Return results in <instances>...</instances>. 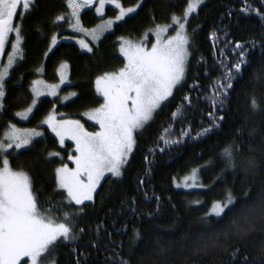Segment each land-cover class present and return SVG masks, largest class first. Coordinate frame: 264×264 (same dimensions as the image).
I'll return each mask as SVG.
<instances>
[{"label": "trees", "instance_id": "1", "mask_svg": "<svg viewBox=\"0 0 264 264\" xmlns=\"http://www.w3.org/2000/svg\"><path fill=\"white\" fill-rule=\"evenodd\" d=\"M120 2L140 7L116 22L92 44L90 52L67 40L49 50L54 34L70 33L68 21L57 20L66 17L67 0H35L27 15H16L22 23L24 58L18 59L6 78L0 139L10 124L41 129L43 136L33 139L30 146L9 150L10 165L29 175L40 210L55 209L50 214L58 222L68 212L79 236L67 244L61 241L48 257L55 264H115L118 259L129 264H245V258L246 264H264V0H204L186 25L191 55L184 82L135 134L122 175L105 176L93 199L83 205L69 203L58 187L56 167L69 162L73 143L65 140L61 145L42 124L44 117L53 107L58 116L82 117L100 106L103 98L97 94L95 79L124 64L119 38L137 39L157 25L170 23L173 15L183 14L188 0ZM246 5L249 10L242 11ZM114 12L108 7L106 14ZM80 16L87 27L99 20L91 8ZM213 34L218 38L210 39ZM237 42L246 46L247 64L235 74L223 104H217L214 115L219 126L215 127L208 115L212 106L205 97L213 95L214 82L222 81L224 72L238 61ZM62 61L68 64L69 83L61 90H73L76 95L66 101L42 96L29 119H19L16 113L32 101V80L40 74L46 81H56ZM253 96L260 105L256 111L250 106ZM182 103L184 118L173 120L172 113ZM170 125L169 138L181 142L165 145L159 137L169 135L164 129ZM202 127L212 130L197 137ZM182 131L191 135L181 137ZM233 142L238 146L234 169L226 168L221 159L223 148ZM57 152L59 156L49 155ZM250 160L254 168L249 167ZM192 169L199 170L200 186L177 187L179 178ZM229 192L235 203L220 217L210 214L212 204L224 202Z\"/></svg>", "mask_w": 264, "mask_h": 264}, {"label": "snow or ice", "instance_id": "2", "mask_svg": "<svg viewBox=\"0 0 264 264\" xmlns=\"http://www.w3.org/2000/svg\"><path fill=\"white\" fill-rule=\"evenodd\" d=\"M203 2L204 0H188L183 19L187 20L189 14L196 12ZM34 3L35 0H0V54L4 52L9 34H15V40L11 45L12 51L8 54V62L0 68V99L5 97L9 69L14 67L18 59L24 58L21 47L22 23L14 24L13 18L19 5H23L24 11L20 13L23 18ZM67 4L71 9L70 26L74 31L85 32L80 19L81 9L94 6L93 0H67ZM106 4L114 5L119 10V14L115 17V21L103 20L95 29L87 32L93 41L98 40L100 35L111 30L116 22L123 21L140 7L138 4L136 7L125 8L120 0H99V4L95 5L97 15H103ZM247 10L249 8L246 5L242 11ZM60 19L63 17H57V20ZM72 20L75 22L72 23ZM180 20L181 17L172 16L173 25H178L176 35L166 40L161 39V35L172 25H157L155 29L157 40L150 49L146 48L142 42L133 43L121 38L120 52L125 57L126 63L116 72H106L97 77L96 91L103 97V103L98 108L85 113L89 120L99 125L98 131H86L79 120H58L54 113H49L42 121L55 134L61 145L66 138L75 143V154L68 155V160L72 161L75 167L69 168L67 164H62L56 169L57 185L67 192L69 203L83 205L85 201H91L105 173H111L114 177L122 175V168L127 163L129 154L133 152L136 143L135 134L154 119L157 111L169 97L173 96L174 90L184 82L186 64L191 53L190 39L185 31L186 26ZM217 38L214 34L210 36L213 40ZM77 42L82 48L92 51L83 40ZM52 43H56L55 37ZM245 47L238 42L235 44V49L240 50L238 61L224 72L222 81L214 82L213 95L205 97L212 106V111L208 113L212 126H219L216 124L214 115L217 104H223V97L227 95V90L233 87L235 74L241 73L242 65L247 64ZM66 68V64L61 65V69ZM65 79L64 72L61 71V83ZM40 83L43 82H34V84ZM57 88L58 85L49 86L46 95L56 96ZM33 92L36 95H45L38 92L36 88ZM75 95V93L70 94V96ZM70 96L60 99L66 101L70 99ZM183 99L189 106L191 105L188 96ZM37 103L38 101L33 99L32 106L16 115L23 120L29 119V113L33 111ZM250 106L253 111L259 110L260 105L254 96L251 98ZM184 116L185 109L182 103L172 113V118L180 120ZM219 119L224 118L221 116ZM211 130V127H202L197 137ZM171 132L170 125L169 128L164 129V133L169 135L162 134L159 140L165 145L180 143V140L169 138ZM189 135H191L190 131L180 133L181 137ZM41 136H43L41 131L18 129L15 125H9L4 138L0 139V264H42L43 258L50 254L61 241L67 244L79 239L71 223L74 218L68 212H64L62 219L58 222V218L50 214L55 209L50 208L42 212L38 198L32 191L33 186L29 175L23 171H14L10 166L9 150L13 146L15 149H24L32 144L34 137ZM236 150L238 146L235 142L223 148L221 159L226 168H235L233 161ZM49 155L59 156L60 154L57 152ZM145 159L147 160V157ZM248 164L252 168L256 166L252 160ZM198 171L193 169L192 175L185 178V186H197ZM189 179L192 181L191 185L187 184ZM177 187L180 185L177 184ZM234 203L235 200L229 192L225 202H214V215L220 217L225 209ZM157 207L159 208V205ZM83 231V229L80 230L81 233ZM136 236L139 237L138 232ZM246 260L247 258H245V264ZM52 264H55V260ZM77 264L80 262L78 261ZM115 264H129V262L118 259Z\"/></svg>", "mask_w": 264, "mask_h": 264}, {"label": "rangeland", "instance_id": "3", "mask_svg": "<svg viewBox=\"0 0 264 264\" xmlns=\"http://www.w3.org/2000/svg\"><path fill=\"white\" fill-rule=\"evenodd\" d=\"M93 4H94V6L89 7V8L93 9L94 12H95V14L97 15L95 5H98V4H99V0L94 1ZM138 4H139V3L133 4V5H129V6H124V5H123V6H124L125 8H128V7H136ZM108 7L113 8V9L115 10V12H114L113 15H107V14H106V13H107V10H108ZM186 8H187V7H186ZM85 9H88V8L81 9V12H82L83 10H85ZM17 10H18V11H17L16 15H17L18 13H22V12L24 11V9H23V5H22V4L19 5ZM185 10H186V9H185ZM184 12H185V11H184ZM184 12H183L182 15L177 16V17H181L180 22H181V23H184L185 26H186V25H187V21H188V19L190 18V16H191L193 13H190L188 19H187V20H184V19H183ZM194 13H195V12H194ZM118 14H119V10L116 9V8L114 7V5L106 4V5H105V10H104L103 15H102V16L97 15L98 18H99V20L97 21V23H96L94 26L87 27V26L83 25V23H82V19H81V16H80L82 27H83L86 31H85V32H78V31H74V30L72 29V27L70 26L69 21L71 20V9L68 7V12L66 13V17L63 16V15H61V16L63 17V19H60L59 21L62 22L64 19H66V20L68 21V24H67V26H66V29H67L70 33H69V34H62V35H59V34H57V33L54 34L53 37H55V39H56V43H55V44L52 43V40H53V37H52L51 40H50L49 50H51V49H52V48H53L58 42H60L61 40L72 41V42H74L75 44H77L78 47H79L82 51H87L86 49L82 48L81 45L77 42V41L83 40V41H84L86 44H88V46L92 49V44H95L100 38H99L98 40L93 41L92 37H91L90 35H88L87 32H90L91 30L95 29L96 26H97L98 24H101L103 20L112 19V20L115 21V17H116ZM16 15H15V17L13 18V22H14V24H19L18 21L16 20ZM129 15H130V14H129ZM61 16H59V17H61ZM74 22H75V21L72 20V23H74ZM168 25H172V26H171L170 28H168L164 33H162V35H161V39L166 40V39H168L169 37H171V36H175V35H176V30H177L178 25H173L172 21H171L170 23L160 24V26H168ZM155 29H156V26H155L154 28L150 29L148 32H146L142 37L137 38V39H132V38H129V37H120L119 40H118V41H119V51H120V46H121V38H124L125 40H130V41H132L133 43H141V42H142L143 45H144L146 48L150 49L151 46H152V44H153V43H156V40H157V37H156V34H155ZM109 31H110V30H109ZM185 31H186V27H185ZM106 32H107V31H106ZM104 33H105V32H104ZM104 33H103V34H104ZM103 34H102V35H103ZM102 35H100V37H101ZM14 40H15V34H14V33H10V34H9V38H8V40L6 41V44H5L4 52H3L2 54H0V68H3L4 65L7 64V62H8V54H9V52L12 51L11 45H12V42H14ZM21 42H22V40H21ZM120 54H121V52H120ZM121 55H122V54H121ZM122 57L124 58V64H125V63H126L125 57H124L123 55H122ZM62 64H66V65H67V68H66V69H61V65H62ZM124 64H123L120 68H122V67L124 66ZM120 68H118V69H116V70H114V71H110V72H116V71H118ZM9 70H10V69H9ZM61 71L64 72V75H65V77H66V79H65V81H64L63 83H61ZM38 72L40 73V72H41V69H38ZM102 75H103V74H101L100 76H102ZM7 77H8V76H7ZM7 77H6V78H7ZM96 79H97V78H96ZM96 79H95V81H96ZM36 81H42L43 83H40V84H34V82H36ZM68 83H69V78H68V64H67L65 61H62V62L59 64V66H58V79H57L56 81H46V80H44V79L41 77L40 74H39L36 78H34V79L32 80L31 85H30V89H31V92H32V101H31V103H30L25 109H22V110H20V111H18V112H24L26 109H28L30 106H32L33 99L38 100V99H39L40 97H42V96H51V95H46V93L49 91V86H52V85H58V88L56 89V91H57V95H56V96H59L60 98H62V97H66V96H70L71 93H75L73 90H72V91H69V92H66V93H65V92H62V90H61L62 86L66 85V84H68ZM34 88H36V89L38 90V92L45 93V95H36V94L33 92V89H34ZM95 88H96V84H95ZM72 97H73V96H70V98H72ZM102 98H103V97H102ZM1 103H2V99H0V105H1ZM98 107H99V106H98ZM98 107H96V108H98ZM93 109H94V108H93ZM90 110H91V109H90ZM18 112H17V113H18ZM87 112H89V110L86 111L85 113H87ZM49 113H54V114L56 115V118H57L58 120H60V119H65V120H79L80 123L84 125L85 130L88 131V132H95V131H98V130H99V125L96 124L95 121H93V120H89V119L87 118V116L85 115V113L83 114L82 117H68V116L62 117V116H58L55 107H53V108L50 110ZM49 113L44 117V119L49 115ZM30 114H31V113H29V115H30ZM17 117H18L19 119H21L19 116H17ZM44 119H43V120H44ZM21 120H23V119H21ZM86 122L91 123L92 125L95 126V128H94V127H93V128H90V127L86 124ZM42 124H43V123H42ZM10 125H15V124H10ZM43 125L47 126L46 124H43ZM15 126H16V128H18V129H35V130H37V131H41V129H37V128L20 127V126H17V125H15ZM47 127H48V126H47ZM48 129H49V128H48ZM8 130H9V126H8V128L6 129V131L4 132V135H5V133H6ZM49 130L51 131V129H49ZM41 132H42V131H41ZM51 132H52V131H51ZM52 133H53V132H52ZM53 134H54V133H53ZM54 135H55V134H54ZM3 138H4V136H3ZM3 138H2V139H3ZM35 138H37V137H34L33 139H35ZM65 140H69V141H71V142L73 143V149H74V153H73V154H75V143H74V141H72V140H70V139H67V138H66ZM12 149H15V147L13 146ZM10 150H11V149H10ZM15 150H19V149H15ZM129 155H130V154H129ZM68 161H69L68 163H64V164H67L69 168H74L75 165L72 163V161H70V160H68ZM10 166H11V165H10ZM61 166H62V164L58 165V166L56 167V169L59 168V167H61ZM11 168H12V167H11ZM12 169H13L14 171H19V170H16V169H14V168H12ZM192 170H193V169H192ZM192 170H190L189 172H187V173H185L184 175H182V176L179 178V180L176 182V186H177V184H179V185H180L179 188H182V189H184V190H191V189H194V187H192V186H185V178H186V177H190V176L192 175ZM107 175H111V173H105L104 177L107 176ZM111 176H112V175H111ZM104 177L101 178L100 182L102 181V179H103ZM100 182H99V184H100ZM199 182H200V180H199V175H198V178H197V186H195V187L200 186V183H199ZM99 184L97 185V188H98ZM187 184H188V185H191V184H192V181H191L190 179L187 180ZM97 188H96V190H97ZM60 189H61V188H60ZM61 190H63V191L66 193V196H67V192H66L64 189H61ZM94 194H95V192L93 193V196H94ZM226 200H227V199H226ZM226 200H225V201H226ZM225 201H224V202H225ZM85 202H86V201H85ZM73 203H74V202H73ZM213 204H214V203H213ZM213 204H212V206H211L210 209H209V213H211V214H214V211H213ZM24 259H26V258H24ZM52 261H53V260H52L51 258H49L48 255H46V256L43 258V260H42V264H52Z\"/></svg>", "mask_w": 264, "mask_h": 264}, {"label": "water", "instance_id": "4", "mask_svg": "<svg viewBox=\"0 0 264 264\" xmlns=\"http://www.w3.org/2000/svg\"><path fill=\"white\" fill-rule=\"evenodd\" d=\"M96 1V0H93V2Z\"/></svg>", "mask_w": 264, "mask_h": 264}, {"label": "flooded vegetation", "instance_id": "5", "mask_svg": "<svg viewBox=\"0 0 264 264\" xmlns=\"http://www.w3.org/2000/svg\"><path fill=\"white\" fill-rule=\"evenodd\" d=\"M18 11V10H17ZM15 17V16H14Z\"/></svg>", "mask_w": 264, "mask_h": 264}]
</instances>
